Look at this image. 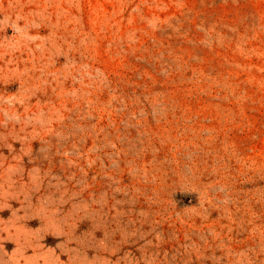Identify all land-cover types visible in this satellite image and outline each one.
I'll list each match as a JSON object with an SVG mask.
<instances>
[{
    "label": "rangeland",
    "instance_id": "1",
    "mask_svg": "<svg viewBox=\"0 0 264 264\" xmlns=\"http://www.w3.org/2000/svg\"><path fill=\"white\" fill-rule=\"evenodd\" d=\"M0 264H264V0H0Z\"/></svg>",
    "mask_w": 264,
    "mask_h": 264
}]
</instances>
